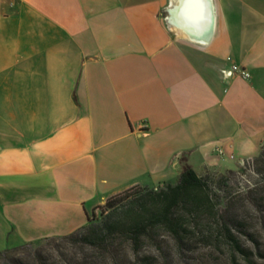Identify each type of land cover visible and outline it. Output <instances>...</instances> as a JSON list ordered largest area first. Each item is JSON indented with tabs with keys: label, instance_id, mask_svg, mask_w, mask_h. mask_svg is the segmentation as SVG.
I'll list each match as a JSON object with an SVG mask.
<instances>
[{
	"label": "crops",
	"instance_id": "obj_1",
	"mask_svg": "<svg viewBox=\"0 0 264 264\" xmlns=\"http://www.w3.org/2000/svg\"><path fill=\"white\" fill-rule=\"evenodd\" d=\"M172 5L0 0V251L73 233L185 164L204 175L258 155L264 0H205L194 38Z\"/></svg>",
	"mask_w": 264,
	"mask_h": 264
},
{
	"label": "trees",
	"instance_id": "obj_2",
	"mask_svg": "<svg viewBox=\"0 0 264 264\" xmlns=\"http://www.w3.org/2000/svg\"><path fill=\"white\" fill-rule=\"evenodd\" d=\"M247 163L255 178L245 182H240L235 170L198 175L185 164L175 184L158 189L136 186L125 199H109V210L100 221L89 218L75 232L43 239L36 247L30 242L0 251V262L118 264L115 254L126 243L135 257L130 264H158L156 255L141 250L145 242L157 245L165 233L179 249L203 242L224 251L231 264H242L236 256L246 249L241 235L259 244L257 239L264 234V145ZM79 243L91 252L78 251ZM16 253H24L26 260L11 256Z\"/></svg>",
	"mask_w": 264,
	"mask_h": 264
},
{
	"label": "rangeland",
	"instance_id": "obj_3",
	"mask_svg": "<svg viewBox=\"0 0 264 264\" xmlns=\"http://www.w3.org/2000/svg\"><path fill=\"white\" fill-rule=\"evenodd\" d=\"M247 164V161L246 163L243 162L235 169V171H238V178L240 182H245L246 180H253L255 178V176L250 170L251 166ZM226 172L227 171H215L214 173ZM176 182L172 184H175ZM164 185L165 184L154 187V189H158L160 187H163ZM135 187L136 186L125 189L109 197L103 205L96 207L92 211V213L90 214V219L94 222L100 221L104 217V214H106L109 210L107 207V201L109 199L115 196L118 197L117 199H125L127 195L134 193ZM241 239L243 241V248L246 249L245 252H238L236 254L238 261L242 264H264V234L262 233L261 236L258 237L257 240L259 244L248 240L244 235H241ZM158 241L159 242L157 243V245L145 242V246H143L141 250L142 254L156 255L159 260L158 264H231V260L224 251H220L214 248L212 245L203 242H193L190 246H185L183 247V249H179L174 239L165 233H162L159 236ZM40 244L41 242H35L33 246L36 247ZM78 245V251L82 252L83 249H85L86 253L91 252V249H89L86 245L81 243H79ZM118 251L119 253L115 254V259L117 260L118 264H130L134 262L135 257L133 256L131 250L126 245V243L121 244L120 250ZM11 256L19 258L21 260H26L27 257L24 253L11 254ZM56 258L59 260L57 254Z\"/></svg>",
	"mask_w": 264,
	"mask_h": 264
},
{
	"label": "bare ground",
	"instance_id": "obj_4",
	"mask_svg": "<svg viewBox=\"0 0 264 264\" xmlns=\"http://www.w3.org/2000/svg\"><path fill=\"white\" fill-rule=\"evenodd\" d=\"M203 1L204 0H173L169 21L176 29L185 34V36L190 38L198 36L205 27L208 26L207 24H209V17H207V15L204 16V10L199 5ZM191 3L199 4L195 6Z\"/></svg>",
	"mask_w": 264,
	"mask_h": 264
},
{
	"label": "built area",
	"instance_id": "obj_5",
	"mask_svg": "<svg viewBox=\"0 0 264 264\" xmlns=\"http://www.w3.org/2000/svg\"><path fill=\"white\" fill-rule=\"evenodd\" d=\"M226 75L228 77H232L234 75H239V76H242L244 78L250 77V73L246 69H244L238 65H233V66H231L230 69L226 70ZM142 127H145V126L143 125Z\"/></svg>",
	"mask_w": 264,
	"mask_h": 264
},
{
	"label": "water",
	"instance_id": "obj_6",
	"mask_svg": "<svg viewBox=\"0 0 264 264\" xmlns=\"http://www.w3.org/2000/svg\"><path fill=\"white\" fill-rule=\"evenodd\" d=\"M203 2L205 3V0H204ZM203 2H202V3H200V4H199V3H196V4H195V3H191V4H193V5H195V6H197V5L199 4V5H200V7L202 8V6L204 7V3H203ZM203 10H204V9H203ZM205 12H206V11H204V16H206V15H207Z\"/></svg>",
	"mask_w": 264,
	"mask_h": 264
}]
</instances>
